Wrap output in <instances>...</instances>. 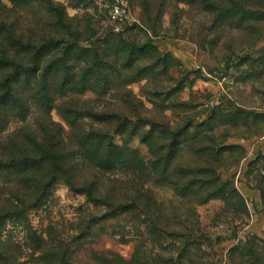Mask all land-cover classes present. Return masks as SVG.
Here are the masks:
<instances>
[{
	"label": "trees",
	"instance_id": "1",
	"mask_svg": "<svg viewBox=\"0 0 264 264\" xmlns=\"http://www.w3.org/2000/svg\"><path fill=\"white\" fill-rule=\"evenodd\" d=\"M10 1L12 8L0 0V264H183L185 254L184 262L193 264L194 252L203 259L220 236L198 227L197 206L220 200L234 217L248 212L234 183L216 171L225 147L215 130L239 121L248 126L261 114L235 107L209 113L196 124L153 119L142 113V101L128 85L144 69H166V57L154 46L113 33L91 42L89 29L74 25L62 4L32 0L43 4L46 17L31 19L22 0ZM186 1L199 5L211 20L231 16L232 26L244 24L252 8L261 6L254 0ZM142 60L149 63L142 66ZM106 97L114 99L103 103ZM135 136L147 147L146 155L130 146ZM184 152L191 160H183ZM249 166L264 203V154ZM60 183L104 209L103 217L91 218L79 236H66L53 224L40 230L32 225V210L46 204ZM160 185L173 194L174 205L168 207H174L173 222L150 188ZM121 217H144L152 231L187 239L180 258L172 263L151 249L143 251L142 244L129 258L88 248L100 236L92 224ZM6 219L23 230L25 243L2 235ZM110 228L100 232L115 235ZM228 254L231 264H264V239H239Z\"/></svg>",
	"mask_w": 264,
	"mask_h": 264
},
{
	"label": "rangeland",
	"instance_id": "2",
	"mask_svg": "<svg viewBox=\"0 0 264 264\" xmlns=\"http://www.w3.org/2000/svg\"><path fill=\"white\" fill-rule=\"evenodd\" d=\"M125 1L128 18L124 23H118L108 19L104 5L97 0H54L64 6L68 17L74 18V25L89 29L91 42L113 33L136 45H152L166 57V69L161 66L154 70L144 69L140 79L128 85L142 101L143 114L172 124L178 121L196 124L209 113L226 112L235 107L261 114L256 121L249 120L248 126L239 121L215 130L216 139L225 147L215 165L216 171L222 179L234 183L247 201L248 212L234 217L225 211L220 200H211L196 208L198 227L214 238H220L205 252L203 259L194 252L191 256L193 264H231L228 250L239 239L253 236L264 239V203L253 181L255 171L249 166L258 155L264 154V0H254L261 1V6L252 8V15L241 26L230 25L231 16L229 20H211L212 17L205 15L199 5L186 0H148V7L140 0ZM21 2L28 18L45 16L43 4L32 0ZM1 3L10 8L13 6L10 0H1ZM146 63L149 61L139 62L142 66ZM139 64L136 65L142 67ZM90 97L89 94L84 99ZM112 99L101 100L104 103L112 102ZM52 116L60 120L56 111ZM113 140L122 143L119 135H114ZM129 144L140 155L147 154V147L138 136ZM190 157L187 152L182 154L185 161L191 160ZM150 188L158 205L165 204L169 222H173L174 207L168 208L170 204L174 205L171 190L166 185ZM103 212V207H97L83 194L60 183L46 204L32 210L31 222L39 230L53 224L66 236H79L86 223L91 218L103 217ZM110 225V231L115 235L100 232ZM92 228L100 236L88 248L111 249L128 258L135 247L142 244L143 251L151 249L153 254L160 253L175 263L187 240L175 241L152 231L144 217L137 221L121 217L92 224ZM1 233L25 243L23 230L11 219L4 221ZM187 257V254L183 256V264H188L185 263Z\"/></svg>",
	"mask_w": 264,
	"mask_h": 264
},
{
	"label": "built area",
	"instance_id": "3",
	"mask_svg": "<svg viewBox=\"0 0 264 264\" xmlns=\"http://www.w3.org/2000/svg\"><path fill=\"white\" fill-rule=\"evenodd\" d=\"M107 11V17L112 22L124 23L128 18V7L125 0H97ZM116 31L119 27H115Z\"/></svg>",
	"mask_w": 264,
	"mask_h": 264
}]
</instances>
